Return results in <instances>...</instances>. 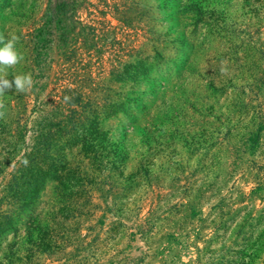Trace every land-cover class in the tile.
I'll use <instances>...</instances> for the list:
<instances>
[{
  "label": "rangeland",
  "instance_id": "1",
  "mask_svg": "<svg viewBox=\"0 0 264 264\" xmlns=\"http://www.w3.org/2000/svg\"><path fill=\"white\" fill-rule=\"evenodd\" d=\"M0 36L24 118L95 107L109 140L41 264H264V0H0Z\"/></svg>",
  "mask_w": 264,
  "mask_h": 264
},
{
  "label": "trees",
  "instance_id": "2",
  "mask_svg": "<svg viewBox=\"0 0 264 264\" xmlns=\"http://www.w3.org/2000/svg\"><path fill=\"white\" fill-rule=\"evenodd\" d=\"M22 98L13 90L0 97L6 113L0 119L6 144L0 171L14 160L0 192V264H41L60 251L61 242L74 240L72 227L87 213L86 201L79 203L77 196L88 195L99 175L113 167L95 107L69 114L55 107L26 119Z\"/></svg>",
  "mask_w": 264,
  "mask_h": 264
},
{
  "label": "clouds",
  "instance_id": "3",
  "mask_svg": "<svg viewBox=\"0 0 264 264\" xmlns=\"http://www.w3.org/2000/svg\"><path fill=\"white\" fill-rule=\"evenodd\" d=\"M19 38L17 36H11L7 40L0 36V73H4V70L9 67H14L19 64L23 59V54L18 51L17 43ZM33 78L30 73L19 74L8 79L7 74L0 75V97H3L6 92L12 91L13 89L19 93H26L31 91L33 87ZM5 105L0 100V119L5 117Z\"/></svg>",
  "mask_w": 264,
  "mask_h": 264
}]
</instances>
